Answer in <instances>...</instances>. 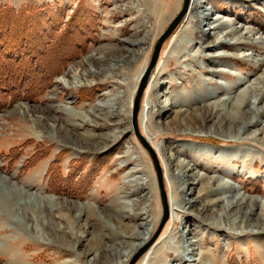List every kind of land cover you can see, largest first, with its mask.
<instances>
[{
  "label": "rangeland",
  "instance_id": "rangeland-1",
  "mask_svg": "<svg viewBox=\"0 0 264 264\" xmlns=\"http://www.w3.org/2000/svg\"><path fill=\"white\" fill-rule=\"evenodd\" d=\"M160 1L166 15L159 29L149 15L156 6L145 0H0V264H89L94 257V264H110L113 249L129 241L116 220L136 228L144 207L155 209L148 214L152 230L120 264L147 246L135 262L142 264L165 242L156 264H185L177 259L186 256L188 239L195 241L194 250L208 251L210 262L264 264V229L246 235L215 230L205 219L220 205L199 212L221 196L207 189L200 194L209 180L208 190L224 182L231 194L264 201L262 135L231 141L210 131L211 122H173L177 110L181 119L202 115L197 107L214 99H207L208 91L222 98L236 80L259 75L264 62L256 72L251 58L258 54L264 60L262 44L216 49L232 58H214L210 64L171 57L192 16L193 0H188L149 72L135 129L129 97L149 65L154 43L184 0ZM202 1L220 18L248 28L253 38L264 37V0ZM210 24L205 21L198 29L209 31ZM142 37L141 45L129 44ZM132 47L136 55L127 52ZM193 52L191 43L185 53ZM244 54L249 56L241 58ZM245 93L253 102L252 91ZM259 118L247 134L264 126V113ZM155 161L168 219L152 240L163 214ZM180 169L187 174L182 184L176 179ZM2 194L15 197V215L6 210ZM175 200L185 204L184 217L173 211ZM28 205L49 230L41 226L38 231L35 223L30 227L32 221L20 215L21 209L32 214ZM208 261L203 257L199 264Z\"/></svg>",
  "mask_w": 264,
  "mask_h": 264
},
{
  "label": "bare ground",
  "instance_id": "bare-ground-1",
  "mask_svg": "<svg viewBox=\"0 0 264 264\" xmlns=\"http://www.w3.org/2000/svg\"><path fill=\"white\" fill-rule=\"evenodd\" d=\"M250 1H258V0H250ZM145 3H154L156 6L155 12L153 11L149 14L150 19L154 18V23L151 25L154 28L160 29V24L162 22L163 16L166 15V8H163V2L160 0H145ZM171 3V2H170ZM169 3V4H170ZM206 3L202 0H193L191 3V10L189 11L192 16L187 17L185 23L182 27V34L177 36V40L174 41V45L171 47V57L180 56H187V62H194L195 59H203L207 61L209 64L212 63L214 58H223V57H231L224 53H215L217 52L216 49L225 47L229 49H239L245 47H252L255 42H259L262 46L259 48V52L264 53V37L257 36V38H253L251 31L246 27L236 26L233 21L230 19H222L219 15H216L215 12H212L211 9L207 8ZM175 5L176 2H175ZM169 8V5H168ZM227 11V10H226ZM153 13V14H152ZM210 21V25L208 26L209 31L202 32L200 28L202 23L205 21ZM193 26H196V31ZM220 29H224V33L221 35L216 34V32ZM196 40H200L195 42ZM229 39H232L231 41ZM144 42V37L141 39L130 40L129 44L134 46L141 45ZM192 43V48H194L193 54L186 55L185 50L188 46ZM133 48V47H132ZM215 51V52H214ZM130 54L136 55L138 53L137 50L133 48V50H128ZM133 52V53H132ZM258 55V54H257ZM251 58L252 64H255L254 69L257 72L260 64L264 62L258 56ZM132 56V55H131ZM249 56L248 54H244L241 56ZM124 58V57H123ZM122 58V59H123ZM122 61V60H121ZM120 61V62H121ZM129 61V60H128ZM251 66V65H250ZM118 73L124 74L123 70L118 67ZM263 69V68H262ZM143 70L139 71L137 79L139 78L140 74ZM209 74H215V71H209ZM76 76V75H75ZM232 81L235 80V77H231ZM79 83V82H78ZM157 86L159 83L156 81L154 82ZM80 86V84H78ZM82 85V84H81ZM159 86V85H158ZM252 91V94L255 96L253 102L250 101V96L245 93L246 91ZM225 94L224 97L219 98L216 97L217 95L211 91H208L207 99H214L210 102L204 103L202 106L197 107L196 110H199L202 115L200 116H188L183 117L182 119L178 116L180 115V111L177 110L173 119L174 123H182L185 124L187 122H200L206 123L211 122L212 130L214 133H224V137L228 138L231 141H244L256 138V135L261 134L262 138L264 139V126L259 129V133L257 130H252L248 134L246 131L251 125H257L260 121L259 116L264 113V103H262L261 99L264 95V69L259 74L256 75L254 72L252 76H248L246 80L238 79L235 81L234 87L231 90H226L223 92ZM134 96V91L131 93L129 97V107H131V102L133 101L132 98ZM216 97V98H215ZM264 98V97H263ZM262 103V104H260ZM101 106V104H98ZM252 112V113H250ZM179 125V124H178ZM212 132V133H213ZM260 135V136H261ZM223 136V135H222ZM258 137V136H257ZM175 166L179 167L182 166L179 162L175 164ZM184 166V165H183ZM180 169L177 173L176 179H178V183L182 184L183 181L187 179V174ZM176 175V174H175ZM211 178V177H210ZM203 177L199 178V180L203 181ZM210 181V180H209ZM209 181L203 183L199 190L200 194L203 195L204 190L207 189V192L211 193H218L221 196L216 197V199H212L208 201L199 212L203 210H207L206 206L215 205L214 203L220 205V210H211L208 217L205 220H210V224L212 225L213 229L215 230H223V231H231L232 229H236V233L239 235H246V234H259L263 232L264 229V201L258 200L255 197H246L242 194H231L230 187L228 183H218L214 189H209ZM180 192H182L181 185ZM228 191V193L226 192ZM208 193V194H209ZM199 194V197H200ZM207 194V193H206ZM207 194V195H208ZM201 195V196H202ZM16 196V195H14ZM18 198V196H16ZM1 198L5 204L6 210H8L12 215H15L14 208H17L18 202H16L15 197H9L6 194H2ZM177 199V198H176ZM173 211L175 210L181 217H184L186 214V207L184 203H179L178 200L174 201L172 204ZM27 207V206H26ZM28 208L31 209L32 214H27L25 210L20 211V215L23 218L30 219L32 223L30 227L32 228V224L35 223V228L41 226H46V229L49 230L50 226L48 224H44L41 216L33 215L35 213V209L28 205ZM148 208V207H147ZM146 207L141 208V212H138L137 216L144 215L145 217L139 218L142 219L136 228L127 229V224H122L120 220H116L118 226H121L125 233H121V235L125 236L129 241H125L122 243V246L116 247L113 249V258L110 264H120L122 261L128 259V257L135 251L138 247H140L144 242L147 241L148 236L152 230L151 228V219H148V214L155 209H147ZM182 210H179V209ZM24 209V208H23ZM37 209V208H36ZM152 209V210H151ZM185 209V210H184ZM174 211V212H175ZM155 212V211H154ZM140 214V215H139ZM257 215V217L252 218L253 215ZM154 217V216H153ZM213 218V219H211ZM214 218H217L214 220ZM232 218V219H230ZM176 224V223H175ZM113 229V228H112ZM128 230V231H127ZM252 231V232H251ZM41 235H43L41 233ZM187 239V237H186ZM188 242V250L186 252V256L184 258H178L177 260H182L185 264H199L202 261V258H206L208 261V251L206 250H194L192 247L194 242L193 240H186ZM169 242H165L161 247H159L156 252H153L152 255L149 254L145 264H156L159 260L160 255L163 254L161 249H164ZM87 254V252H85ZM84 253V254H85ZM97 257L90 259L89 264H94ZM112 258V259H113ZM119 261V262H118ZM117 262V263H116ZM179 262V261H177ZM181 262V263H182ZM142 263V264H144ZM177 264V263H176ZM208 264H222L220 261L219 263L210 262Z\"/></svg>",
  "mask_w": 264,
  "mask_h": 264
},
{
  "label": "water",
  "instance_id": "water-1",
  "mask_svg": "<svg viewBox=\"0 0 264 264\" xmlns=\"http://www.w3.org/2000/svg\"><path fill=\"white\" fill-rule=\"evenodd\" d=\"M187 2H188V0H184L183 1V4H182V7H181L180 11L172 19V21L169 23L167 28L161 33V35L158 37V39L154 43V46H153V49H152V54H151L150 61H149V65H148L147 69L145 70V73L141 77V80H140V82H139V84H138V86L136 88L135 95L133 97L132 110H131V122H132L133 126L135 127V129H137L136 128L137 116H138V112H139V109H140V102H141V98H142V95H143L144 88L146 86V82H147V79H148L149 72H150V70L154 67V65L157 62V59H158V56H159V51H160V48H161V45H162L163 41L170 35V33L173 31V29L175 28L177 23L184 16V14H185V12L187 10ZM155 167H156V172H157V181H158L159 192H160L161 200H162V203H163V214H162L158 229H157L154 237L152 238V240L157 236V234L159 233V231L163 227L164 223L168 219V208H167V202H166V194H165L164 187H163V181H162L161 172L159 170V167H158L156 161H155ZM146 247L147 246L143 247L137 253H135L131 257V259L129 260L128 264H135V262L137 261V258L145 251Z\"/></svg>",
  "mask_w": 264,
  "mask_h": 264
}]
</instances>
